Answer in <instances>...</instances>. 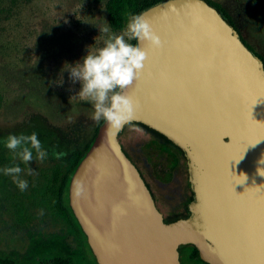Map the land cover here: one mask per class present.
<instances>
[{"label":"water","instance_id":"95a60500","mask_svg":"<svg viewBox=\"0 0 264 264\" xmlns=\"http://www.w3.org/2000/svg\"><path fill=\"white\" fill-rule=\"evenodd\" d=\"M160 37L125 90L142 124L181 149L194 198L165 219L121 133L103 123L74 173L69 205L98 264H264V61L207 0H165L140 14ZM234 159V160H233Z\"/></svg>","mask_w":264,"mask_h":264},{"label":"rangeland","instance_id":"374dc122","mask_svg":"<svg viewBox=\"0 0 264 264\" xmlns=\"http://www.w3.org/2000/svg\"><path fill=\"white\" fill-rule=\"evenodd\" d=\"M220 4L238 32L264 58V0H210ZM106 0H0V140L10 132L35 131L48 157L20 164L28 187L20 191L0 173V259L14 264H47L71 257L74 264L92 260L81 234L44 204L42 193L56 168H69L85 150L100 122L91 119L89 102L74 96L79 82L71 83L64 64H74L103 46L108 27ZM115 32L114 34H122ZM67 66V65H66ZM154 138L132 124L121 133L124 149L139 168L167 220L187 215L193 193L188 161L178 153L179 164L171 178L160 158L145 148ZM53 151L62 152L56 158ZM16 163H20L18 160ZM12 157L0 143V168ZM32 169L29 174L28 169ZM161 171V172H159ZM182 264L189 249H181Z\"/></svg>","mask_w":264,"mask_h":264},{"label":"clouds","instance_id":"9594fccd","mask_svg":"<svg viewBox=\"0 0 264 264\" xmlns=\"http://www.w3.org/2000/svg\"><path fill=\"white\" fill-rule=\"evenodd\" d=\"M99 31L107 34L103 46L94 51L89 47L80 61L65 63L64 70H67L71 83L79 82V91L74 96L89 102L93 109L91 119L103 121L107 135L115 137L131 123L138 108V103L124 94V90L141 76L144 67L147 52L139 42L160 48L162 41L139 14L129 16L122 34H114L108 27ZM0 143L12 157L11 166L0 168V173L10 177L17 188L24 191L28 181L21 176L20 164H29L34 154L35 159L43 161L48 157V151L35 131L29 134L10 132ZM52 155L59 158L63 153L53 151ZM17 160L20 163H16ZM28 171L30 174L32 169Z\"/></svg>","mask_w":264,"mask_h":264},{"label":"trees","instance_id":"16d2710c","mask_svg":"<svg viewBox=\"0 0 264 264\" xmlns=\"http://www.w3.org/2000/svg\"><path fill=\"white\" fill-rule=\"evenodd\" d=\"M163 1L165 0H106L105 10L108 15L109 26L112 29V31H114V33L121 32L123 31L126 25L127 19L129 18L131 14L140 15L146 9L158 3H161ZM207 1L212 6H214L216 9H218L222 13L224 18L231 25L235 26L230 15L226 12V10L220 4L212 2L210 0H207ZM242 41L246 44V46L252 52H254L258 57H260L264 61V58L261 55L257 54L254 48L251 47L246 41H244L243 38H242ZM132 42L137 43V41H132ZM2 105H3V97L0 94V109L2 108ZM103 123L104 122L101 121L100 125L96 128L94 135L91 138L88 145L86 146L85 150L81 153L76 154V158L74 162H72L73 164L69 168H66V169L56 168L52 171L51 176L48 180V183L42 193V199L45 202L44 204H46L53 213L55 214L58 213V215L63 216L70 223V225L74 227L76 231H78L79 234L82 235L85 241V245H86L85 247L88 248V250L90 251L93 257L92 264H98V263L90 247H88L89 245L87 242V237L83 233L69 205V188H70V183H71L74 173L79 169L80 162L84 159L87 152L91 148L96 138V135L98 133V130ZM135 125H138L146 129L150 133H152L154 138L150 139L149 141L145 143V148L151 154H154L156 156V159L160 158L162 162V164L160 165H161L163 172L165 173V175H168L171 178L172 170H174L179 164L178 153L184 156L183 151L179 149L178 147H176L173 143L168 141L164 136L154 131V129L151 130L142 124H135ZM126 154L128 155L127 152ZM193 198L194 196L192 197L191 201L193 200ZM187 215H189L188 207H187ZM177 218L178 216L176 217V219ZM181 248L190 250V254H189L190 261L196 262V264H208L200 258L199 251L196 250L197 248L195 246L193 247L192 246H182ZM47 264H74V259L71 257H59V258H54Z\"/></svg>","mask_w":264,"mask_h":264},{"label":"flooded vegetation","instance_id":"af4514ba","mask_svg":"<svg viewBox=\"0 0 264 264\" xmlns=\"http://www.w3.org/2000/svg\"><path fill=\"white\" fill-rule=\"evenodd\" d=\"M235 27V26H234ZM242 37V36H241ZM191 187V186H190ZM150 188V187H149ZM151 190V189H150ZM193 193V192H192ZM153 194V193H152ZM193 195V194H192ZM194 196V195H193ZM153 197H154V195H153ZM155 199V198H154ZM160 208V207H159ZM165 219L167 220V218L165 217ZM167 221H169V220H167ZM181 249L182 248H180L179 249V252H180V261H181V264H182V251H181ZM89 251V250H88ZM90 252V251H89ZM91 254V253H90ZM189 254H190V250H189ZM91 257H92V255H91ZM92 262H93V257H92V260L90 261V264H92ZM0 264H14L13 262H6V261H2L1 259H0Z\"/></svg>","mask_w":264,"mask_h":264},{"label":"crops","instance_id":"0c3cea01","mask_svg":"<svg viewBox=\"0 0 264 264\" xmlns=\"http://www.w3.org/2000/svg\"><path fill=\"white\" fill-rule=\"evenodd\" d=\"M178 218H179V217H178ZM174 219H176V217H174ZM174 219H173V220H174Z\"/></svg>","mask_w":264,"mask_h":264},{"label":"snow or ice","instance_id":"6c2138e0","mask_svg":"<svg viewBox=\"0 0 264 264\" xmlns=\"http://www.w3.org/2000/svg\"><path fill=\"white\" fill-rule=\"evenodd\" d=\"M234 160V159H233Z\"/></svg>","mask_w":264,"mask_h":264}]
</instances>
